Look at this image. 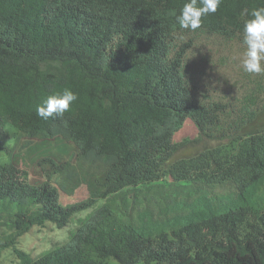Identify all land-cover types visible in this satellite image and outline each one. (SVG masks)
Listing matches in <instances>:
<instances>
[{
	"label": "trees",
	"instance_id": "16d2710c",
	"mask_svg": "<svg viewBox=\"0 0 264 264\" xmlns=\"http://www.w3.org/2000/svg\"><path fill=\"white\" fill-rule=\"evenodd\" d=\"M187 2L0 0V122L79 150L40 159L42 184L0 165V227L11 231L0 249L20 264H264V131L228 161L204 153L166 168L187 121L225 139L264 112V73L242 66L243 26L264 0H222L195 31L178 24ZM65 88L78 96L70 110L38 117ZM100 201L66 244L17 249L33 227L65 228Z\"/></svg>",
	"mask_w": 264,
	"mask_h": 264
},
{
	"label": "rangeland",
	"instance_id": "374dc122",
	"mask_svg": "<svg viewBox=\"0 0 264 264\" xmlns=\"http://www.w3.org/2000/svg\"><path fill=\"white\" fill-rule=\"evenodd\" d=\"M264 131V112L257 120L249 125L239 137L216 139L200 134L196 125L187 121L182 130L175 136V142L180 148L171 162L167 163L169 168L172 164L181 160L196 158L204 153H220L224 161L239 151L244 139L257 132ZM79 150L73 142L62 137L54 139L39 140L31 138H20L18 131L9 124L0 122V165L9 162L26 170L32 184H42L46 177L38 165L42 158L49 157L57 162L74 160ZM171 183V177L161 179L160 183ZM187 184V182H180ZM258 208H264V190L260 192ZM104 201L98 202L92 208L76 214L65 228H58L48 223L44 226H36L18 240L17 249L29 253L31 256H40L49 253L53 249L70 241L75 231L86 220L95 209L100 207ZM11 231L0 227V237L8 235ZM5 235V236H6ZM0 264H20L17 254L13 249H0ZM110 264H117L110 261Z\"/></svg>",
	"mask_w": 264,
	"mask_h": 264
},
{
	"label": "clouds",
	"instance_id": "9594fccd",
	"mask_svg": "<svg viewBox=\"0 0 264 264\" xmlns=\"http://www.w3.org/2000/svg\"><path fill=\"white\" fill-rule=\"evenodd\" d=\"M222 0H189L177 17L181 29L195 31L202 25V17L216 13ZM198 4L200 6H198ZM252 17L243 26V43L246 51L243 54V70L249 74L264 73V8L250 12ZM78 96L71 89L50 95L36 107L38 117L47 120L50 117H63Z\"/></svg>",
	"mask_w": 264,
	"mask_h": 264
}]
</instances>
